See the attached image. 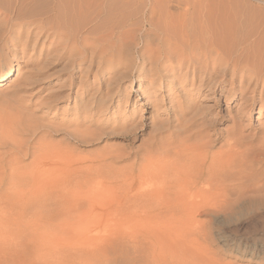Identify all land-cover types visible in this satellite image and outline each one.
<instances>
[{
    "label": "rangeland",
    "instance_id": "1",
    "mask_svg": "<svg viewBox=\"0 0 264 264\" xmlns=\"http://www.w3.org/2000/svg\"><path fill=\"white\" fill-rule=\"evenodd\" d=\"M104 1L101 14L95 15L96 18L85 14V19L77 16L82 24L76 19L74 26H132L131 23L133 26H147L148 0ZM152 1L159 6L154 16L155 23L158 22L156 17L160 18L156 23L158 26L164 25L163 16L167 9L171 13L168 23L171 18L177 24L184 20L189 25L193 20V24L200 26H240L242 33L248 32L254 38L264 34V0ZM97 16H101V20ZM38 48L32 50L29 46L24 52H13L8 43L0 51V75L11 69L9 76L0 78V163L8 162V168L11 164L16 169L13 176L16 183L12 180L15 185L8 172L0 184V264H86L84 260L92 259L98 253L96 251L93 255L87 250L109 243L123 249L117 248L110 251L108 257L102 256L98 261L92 259L87 264H147V260H152L149 264H264V110L261 109L259 115V104L251 108L248 105L243 112L237 113L236 95L229 100L223 97L219 100L220 92L209 93L207 97V94H198L206 98L197 109L206 114L205 118L218 117L211 131L215 141L210 152L220 157L219 160L215 156L216 164L221 163L224 180L213 184L212 190L218 200V197H224L226 202L222 204V200H217L218 204H211L224 208H206L204 206L210 203L205 202L198 208L195 221L175 219L164 230H149L140 221L121 218L120 195L127 187L121 186L119 179L130 174L136 178L138 171L142 170L145 171L142 178L151 182V186L155 187L164 180L167 157L163 151L177 146L181 140V136L172 130L171 125L175 122L172 114L168 115L170 119L155 117L153 120L151 108L143 104L140 96L142 82L134 77L120 81L124 68L118 67L114 68L117 76L121 75L117 78L118 95H113L105 104L101 116L93 118L95 123H105V129L98 132L94 125L76 127L78 114L72 112L74 92L76 89L85 92L87 86L91 91V88L89 85L79 86L82 74L66 66H69L66 60L74 56L55 50L43 58L39 56ZM128 53L133 59L137 56L133 49ZM82 77L90 84L102 81L98 77ZM71 79L76 82L75 86L69 85ZM104 91L102 85L101 92ZM171 93L175 95L174 89ZM156 95L162 105L159 110L163 114L161 118L167 111L171 113L172 104L181 100L175 95L173 102H169L166 87H161ZM122 110L126 117L122 116ZM113 112L116 113V122L129 119L128 115H131L133 124H127L125 130L117 128L111 132ZM166 119L167 123L159 121ZM154 123L159 126L153 127L151 124ZM162 124L168 126L159 130ZM83 127H87L86 130ZM63 128L73 131L76 128L84 133L79 141ZM232 129L234 134H231ZM156 133H159L160 143L157 147L150 145V139ZM170 134L176 135L175 141L170 139ZM56 153L80 163L81 169L76 174L59 169L53 158ZM113 153L124 159L103 165L99 170L104 172L106 180L95 185L93 182L100 178L95 174L98 160ZM226 159L229 163H225ZM114 172L119 178L116 183L111 181ZM158 172L165 176L157 182L161 177L157 176ZM35 177L43 180L35 182ZM86 177L94 180L86 182ZM150 184L148 188H151ZM200 208L204 209L202 213ZM160 246L166 253L161 255L163 259L155 249Z\"/></svg>",
    "mask_w": 264,
    "mask_h": 264
},
{
    "label": "bare ground",
    "instance_id": "2",
    "mask_svg": "<svg viewBox=\"0 0 264 264\" xmlns=\"http://www.w3.org/2000/svg\"><path fill=\"white\" fill-rule=\"evenodd\" d=\"M103 1L0 0V51H3V47L10 43L13 52L19 50L24 52L30 46L32 50L39 47L38 54L43 58H46L51 51L55 50L64 51L71 57L74 56L71 60L66 58V62L69 64V66H66H71L76 72L82 74L79 77L81 79L78 80L79 86L89 85L91 88V91L87 86L85 92L78 89L74 92L72 112L78 114L75 120L78 125H75H77L76 127L79 125H94L98 132L102 129L104 130L106 125L102 122L95 123V120H93L94 116H101L106 109L105 104L112 100L113 95H118L119 83H117V78L121 77V75L117 76L114 68H124L121 71L123 74L122 78L119 79L120 81L121 79L131 80L134 77L142 82L141 86L143 89L140 91V96L143 99V104L151 108L153 120L155 117L160 119H165V117L168 119L169 117L170 119V116H173V122H175L170 125L174 127L172 130L177 132L176 135L181 136V140L177 146L173 148L167 147L163 151L165 153L164 156L167 157L165 160V171L167 170V174L165 176L163 173L165 177L163 176L164 180H161L163 177L160 175L161 172H158L157 176L161 177L157 179V182L158 180L161 181L158 182L159 184L155 182L158 184L155 187L151 186V182L148 183L147 179L144 180L142 178L145 175V171L143 173L142 170L138 171L136 178L132 174L123 175V178H121L122 176L119 174V179L117 177L118 173H115L116 171L114 172L116 176L108 174L111 176V181L114 180L115 182L119 179L121 186L127 187L121 191L120 195L121 218H132L134 221H140L149 230H164L175 219L180 221L185 219L191 221L190 219H194V216H198L195 215L198 212V208L205 202L210 203V205H205L204 207H211L213 205L211 203L218 200L212 190L214 189L213 184H219L218 180H224L221 163L220 165L216 164V160L220 157L217 156L218 154L214 155V152L213 154L210 152L215 141L211 131L218 117L205 118L206 114L197 109V105L209 93L220 92L218 94L219 100L222 97L229 100L236 95L238 104L235 111L237 113L243 112L248 105L251 108V106L259 104V115L262 114L261 109L264 110V34L254 38L246 30L247 33H242L240 26H210L208 23H206L208 24L207 26H200L197 23L193 24V20L188 25L186 24L187 21L183 20L177 24L171 18L170 24L167 18L171 17V13L167 9H165L163 16L164 25L159 24L158 26L156 23L159 22L160 18L156 17L158 22L155 23L154 16L159 6L152 0H148L150 9L146 17L147 26H133L134 23H131L132 26H124L123 24V26H74L76 25L77 16L79 18L83 16L85 19V14L91 16L101 14ZM88 10L89 12L87 13ZM97 17L100 19L99 17L101 16ZM77 20L79 21V19ZM130 49H133L137 54L134 59L131 54V59L128 57ZM10 71L11 69L4 71L0 78L4 79L9 76ZM121 72L119 71V73ZM83 75L87 78L91 76L93 78L98 77L102 81L97 84L86 83V81L82 80L85 79L82 77ZM71 80L72 82H70ZM71 80L69 85L75 86L76 82L73 79ZM102 85L106 89L103 93L101 92ZM115 85L117 86L113 87ZM161 87H166L169 102H173L175 95L178 99H181L177 104L174 103L176 106L172 104L171 113L167 111L166 116H163V118H161L163 114L159 113L162 106L159 100L160 97L156 95ZM121 88L123 87L121 86ZM173 89L175 95L171 93ZM199 93L207 95L206 97H200ZM61 96L66 97L64 94H61ZM214 102L216 104L218 100ZM122 111V116L126 117V113L124 110ZM169 114L172 115L168 116ZM115 116L116 113L113 112L112 123L109 127L111 132L116 131L117 128L125 130L127 128L126 125L133 122L131 115H128L129 119L123 120L124 118H122L120 123L119 121L116 122ZM167 119L159 121L160 123H167ZM118 124H120V127H118ZM151 125L155 127L154 125L157 124ZM162 125L159 130L164 129L162 127L167 124ZM70 126H72V123ZM86 128L83 130H86ZM63 129L67 130L66 128ZM63 129L61 130L63 131ZM83 130L81 132L76 131V128L75 131L68 129L67 134L80 141L84 133ZM233 132H235L234 129L231 130V134ZM157 134L159 133H156L150 139L151 146H159ZM173 134L169 135L172 140L176 136ZM82 139L84 140V138ZM114 153L101 156L98 160L99 164L96 166L98 170L95 168V174L100 178H97L98 180L95 178L97 180L93 182L95 185L106 180L104 178L105 174L103 175L104 172L99 170L103 165H111L112 162L120 161L123 158L121 155ZM53 158L57 160L56 163L59 169L64 172L70 171V173L76 174L82 167L80 163H74L72 159L70 161L69 157H67L68 160L65 155L60 153H56ZM227 160L225 163H229ZM6 164L0 163V184L3 183L6 172H8L7 174L10 176L11 181L14 179L13 176L16 175V169H13V165L10 166V164V168H8ZM6 168L9 171H6ZM129 172L131 173V171L127 173ZM35 179V182L43 180L38 179V177H35ZM89 179L90 177H86L85 181L87 182ZM92 179L94 180L92 177L90 181ZM13 181L16 183L15 180ZM13 181L11 182L12 184H14ZM11 183L9 185H12ZM143 183V187L148 188L147 186L150 184L151 188L144 189L142 187ZM118 184L120 186V183ZM229 184L232 183L229 182ZM218 198H220L219 202L220 200H222L221 203L223 201L226 202V199L223 200L224 197ZM214 207L212 206L213 209ZM216 207L215 209L220 208ZM206 208L204 209L206 210ZM201 209L199 211L202 213L204 209ZM136 213L140 214L136 215ZM189 224L192 225L191 223ZM154 245L156 244L153 243ZM117 248L118 250L123 249L122 246L115 247L109 243L105 246L90 248L87 251L93 255L97 251L98 253L92 259L98 261L102 256L108 257L109 252L115 251ZM155 249L159 251L160 256L166 255L162 246ZM153 253H155V250H153ZM153 253L151 254L154 259ZM160 258L163 259L162 256ZM92 259L84 260L83 263H91ZM149 261L152 260H147V264H149Z\"/></svg>",
    "mask_w": 264,
    "mask_h": 264
}]
</instances>
